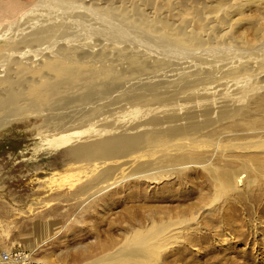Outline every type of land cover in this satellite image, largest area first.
<instances>
[{
  "label": "bare ground",
  "instance_id": "obj_1",
  "mask_svg": "<svg viewBox=\"0 0 264 264\" xmlns=\"http://www.w3.org/2000/svg\"><path fill=\"white\" fill-rule=\"evenodd\" d=\"M192 1L0 0V129L33 107L76 210L121 206L89 264H175L264 216V0Z\"/></svg>",
  "mask_w": 264,
  "mask_h": 264
},
{
  "label": "rangeland",
  "instance_id": "obj_2",
  "mask_svg": "<svg viewBox=\"0 0 264 264\" xmlns=\"http://www.w3.org/2000/svg\"><path fill=\"white\" fill-rule=\"evenodd\" d=\"M0 9V20L5 19V10ZM19 115L22 117L10 119V122L26 121L8 123L0 129V247L4 251H25L30 255V264H89L90 245L97 241L95 231L104 238L108 223L114 220L112 233L118 238L120 230L116 219L121 206L78 212L73 197L68 194L73 189L70 182L78 179L81 173L74 165L62 164L58 142L44 131L33 107ZM186 175L189 179L186 190H205L198 169ZM74 186H79V181ZM244 188L252 193H264V183L259 181H252ZM182 190L173 189L172 192ZM195 195L197 193H192L191 197ZM176 203L174 200L160 204L172 206ZM259 217L261 223L256 232L247 234V215L238 213L234 217V227L217 229L222 234L220 237L214 236L216 238L209 243L190 248L187 259L175 264H264V216L261 211ZM36 221L39 226L35 225ZM232 229L241 231L239 233L244 236H238Z\"/></svg>",
  "mask_w": 264,
  "mask_h": 264
},
{
  "label": "built area",
  "instance_id": "obj_3",
  "mask_svg": "<svg viewBox=\"0 0 264 264\" xmlns=\"http://www.w3.org/2000/svg\"><path fill=\"white\" fill-rule=\"evenodd\" d=\"M26 254L28 253L22 250H2L0 251V264H24Z\"/></svg>",
  "mask_w": 264,
  "mask_h": 264
},
{
  "label": "crops",
  "instance_id": "obj_4",
  "mask_svg": "<svg viewBox=\"0 0 264 264\" xmlns=\"http://www.w3.org/2000/svg\"><path fill=\"white\" fill-rule=\"evenodd\" d=\"M39 224H40L39 221H36V222H35V225H36V226H39ZM43 226H46V225H43ZM43 226H42V227H43ZM42 239H44V237H43ZM42 239H41V240H42ZM41 240L38 241L37 245H39V243L41 242ZM2 249H3V248L0 247V251H1Z\"/></svg>",
  "mask_w": 264,
  "mask_h": 264
}]
</instances>
